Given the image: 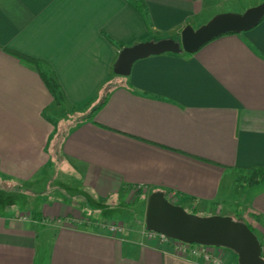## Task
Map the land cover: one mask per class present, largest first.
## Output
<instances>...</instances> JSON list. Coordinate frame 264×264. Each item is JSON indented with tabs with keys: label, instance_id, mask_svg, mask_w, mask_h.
<instances>
[{
	"label": "crops",
	"instance_id": "obj_1",
	"mask_svg": "<svg viewBox=\"0 0 264 264\" xmlns=\"http://www.w3.org/2000/svg\"><path fill=\"white\" fill-rule=\"evenodd\" d=\"M263 1L0 0V264H206L111 219L136 189L238 214L264 259V181L236 193L238 176L264 174V18L112 72L124 47Z\"/></svg>",
	"mask_w": 264,
	"mask_h": 264
},
{
	"label": "water",
	"instance_id": "obj_2",
	"mask_svg": "<svg viewBox=\"0 0 264 264\" xmlns=\"http://www.w3.org/2000/svg\"><path fill=\"white\" fill-rule=\"evenodd\" d=\"M263 18L264 1L243 13L216 14L197 29L185 26L178 41L161 39L122 48L112 72L128 76L134 62L153 55L194 54L221 35L238 34L254 28ZM144 228L181 243L228 249L236 254L238 264H264L260 243L245 223L228 216L199 217L190 214L183 207L168 201L162 192H152L147 197Z\"/></svg>",
	"mask_w": 264,
	"mask_h": 264
},
{
	"label": "rangeland",
	"instance_id": "obj_3",
	"mask_svg": "<svg viewBox=\"0 0 264 264\" xmlns=\"http://www.w3.org/2000/svg\"><path fill=\"white\" fill-rule=\"evenodd\" d=\"M244 2H246V5H249L248 4L249 0H244ZM245 10H240V13H243ZM260 181H264V174L259 175V173H252V174L240 175L238 176L237 182H236V193L237 194L239 193L242 195L247 189L246 187L259 184ZM137 191L138 189H136L132 193V195L129 196L130 205H126L124 208H121L118 211H116V213L118 214H113L111 219L120 220V221L126 222L129 225L133 224V225H137V226L139 225L142 227L144 226V216H145L147 198L144 195L137 194ZM139 191L141 190L139 189ZM184 209L186 212L199 216V217L207 216L206 213H203L199 210H191L189 208H184ZM228 217H230L234 221L241 220L240 216L235 213L230 214ZM236 261H237V258H236Z\"/></svg>",
	"mask_w": 264,
	"mask_h": 264
},
{
	"label": "built area",
	"instance_id": "obj_4",
	"mask_svg": "<svg viewBox=\"0 0 264 264\" xmlns=\"http://www.w3.org/2000/svg\"><path fill=\"white\" fill-rule=\"evenodd\" d=\"M27 219V218H23ZM104 228L112 234H120L123 231L122 224L118 222H109L104 225ZM143 234L149 239L158 240L161 243H171L174 249L181 254H189L194 257L201 258L206 264H222L220 257L212 255L209 247L196 245V244H186L181 243L172 239H169L163 234H159L153 231H147L143 229Z\"/></svg>",
	"mask_w": 264,
	"mask_h": 264
},
{
	"label": "trees",
	"instance_id": "obj_5",
	"mask_svg": "<svg viewBox=\"0 0 264 264\" xmlns=\"http://www.w3.org/2000/svg\"><path fill=\"white\" fill-rule=\"evenodd\" d=\"M137 9H140L139 6H136ZM13 55H15L16 57H18L20 60H22L23 62H25L28 65L33 66L34 68L38 69V73L40 74L42 80L44 81L46 87L48 88V90L50 91V93H52L55 97L59 96V92H58V86L57 83L55 82V80H53L52 78L47 77L46 75H44L42 72H40L38 64L36 61H34L33 59L27 58L25 56H21L17 53L11 52ZM184 55H189V54H185ZM264 171V170H262ZM137 194H140V191L138 189ZM179 205L180 204H176ZM249 227V226H248ZM250 228V227H249ZM251 229V228H250Z\"/></svg>",
	"mask_w": 264,
	"mask_h": 264
}]
</instances>
